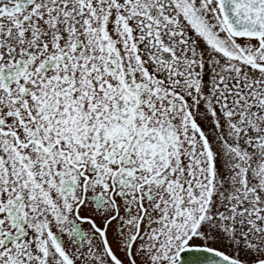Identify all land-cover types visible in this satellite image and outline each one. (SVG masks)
Here are the masks:
<instances>
[{
	"label": "snow or ice",
	"instance_id": "1",
	"mask_svg": "<svg viewBox=\"0 0 264 264\" xmlns=\"http://www.w3.org/2000/svg\"><path fill=\"white\" fill-rule=\"evenodd\" d=\"M0 264H264V0H0Z\"/></svg>",
	"mask_w": 264,
	"mask_h": 264
}]
</instances>
